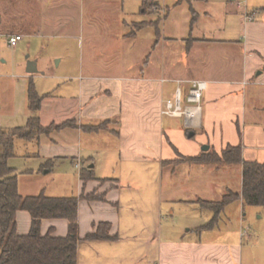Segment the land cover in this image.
<instances>
[{
  "label": "crops",
  "instance_id": "obj_1",
  "mask_svg": "<svg viewBox=\"0 0 264 264\" xmlns=\"http://www.w3.org/2000/svg\"><path fill=\"white\" fill-rule=\"evenodd\" d=\"M67 1L0 0V36L8 44L13 35H22L23 40L25 33L40 30H59L68 38L86 34L91 40L86 52L88 65L82 61L74 73L53 77L59 80L56 91H38L45 96L38 112L43 126H60L71 120L75 125L53 130L43 135L39 143L16 141L15 156L8 163L19 175V193L23 196L45 193L53 197L94 193L104 197L79 201V235L84 238L95 231V224L110 222L111 234L119 239L83 240L78 248V264H133L135 257L144 254L148 258L151 255V264H239L234 229L231 232L219 223L214 228L202 229L208 214L204 213V219L197 218L198 200H210L207 195H216L218 183L226 186L228 175L235 173L236 165L191 163L181 156H199L207 152L202 150L204 145L218 153L229 145H241L243 159L264 162V15L256 12L250 19L247 17L250 13L245 10L236 24L234 18L228 23L212 7L200 14L193 9L192 1L180 0L174 8L188 7L191 14L182 24L174 16L171 27L170 7L161 0H142L144 15L132 22L141 29H157L156 37L143 38L148 45L141 50L140 73L117 75L110 74L112 66L103 61L98 66L97 48L102 46L104 38H135L133 32L123 30L128 24L124 13L127 0H70L72 11L64 16L61 9ZM203 1L207 5H226L235 14L236 0ZM153 4L165 8L167 16L164 13L165 18H159L160 13L151 10ZM263 8L256 10L264 12ZM119 11L123 12L122 16L118 15ZM160 23L162 31L158 27ZM181 25L185 35H180ZM228 29L232 31L230 36ZM176 44H180L182 51L179 52ZM193 79L208 82L199 116L191 122L183 117L167 116L170 120H166L161 114L165 101L174 98L179 86L186 96L190 89L188 80ZM27 89L25 81H21L4 96L0 83V128L27 125L33 114L28 106ZM172 119H182L181 124ZM103 122L108 123L106 128H85ZM195 137L200 140L192 141ZM19 142L21 150L16 149ZM14 158L31 163L20 169L11 162ZM47 160L52 163L43 168ZM188 165L195 167L191 170L196 172L194 176L186 174V169L180 170ZM160 166L169 168V205L195 209L182 212L183 228L175 220L181 211L171 207L167 227L161 232L160 214L148 200L150 196L146 200L143 196L139 198V186L147 179L146 172ZM85 167L96 179L82 180L81 170ZM236 167L240 170L242 187V170ZM125 173L129 177L126 184ZM218 174L227 177L220 180L214 177ZM230 189L226 186L225 193ZM31 227V214L18 211V233L28 234ZM50 229L56 236H66L69 222L43 219L41 233L46 234Z\"/></svg>",
  "mask_w": 264,
  "mask_h": 264
},
{
  "label": "rangeland",
  "instance_id": "obj_2",
  "mask_svg": "<svg viewBox=\"0 0 264 264\" xmlns=\"http://www.w3.org/2000/svg\"><path fill=\"white\" fill-rule=\"evenodd\" d=\"M18 1L22 2L23 0ZM179 1L180 0H161L162 3H165V5L171 9V17L169 22L172 21L175 16L178 20V23L182 24L185 21L184 18L188 16V14H191L188 11V7H179L178 9L174 8ZM181 1L184 2L187 0ZM188 1H192L193 9H195L200 14H204L206 9H210V7H212L213 11H219L215 13L221 14L223 19H228V23L233 21L232 18H234L236 24V21L239 17L241 18V15L245 12V10L250 14H256L257 12L261 13L259 14L261 16L264 15V12L256 10L258 7H264V0H236L235 14L231 12L230 7L226 8V5L219 7V5L217 4L216 6L215 3H210L207 5L203 0ZM141 2L142 0H127L124 2V13L126 14L128 24L124 25L123 30L125 33L133 32L136 35L135 38H133V40H123L122 38L116 40L111 37L107 39L104 38V43L102 46L97 48L98 56L96 57L97 59H100L97 62L98 66H102V61L107 63V65H111L113 69H111L109 72L110 74L135 75L140 73L139 67L141 65L142 58L141 50L143 46L145 47L148 45L147 41L143 40V38L147 35L149 37H154L157 33V29H152L151 27L141 29L137 23L132 22L139 21L142 15H144V13L141 12ZM238 3L240 7H238ZM39 7V4H37L38 9ZM44 8L49 10V8L46 6H44ZM151 10L153 12H159V18H165V8L153 4L151 6ZM61 11L64 13V16H68L71 13L72 3L70 0L64 2V7L61 9ZM118 15L122 16L123 12L119 11ZM183 25H181L182 30L180 31L182 32L180 35H185V31H183ZM170 26L173 27L174 24L171 23ZM158 27L160 28L159 30H163V25H161V23ZM236 29L237 28H235V33ZM195 32L198 33V31ZM231 33L232 31L228 29L227 35L230 36ZM65 35L66 34L64 32H60L59 30H56L55 32L40 30L31 34L25 33L24 39L21 40L16 46H11L8 44V40L5 37L0 36V83L3 85V95L6 96L7 94H10L9 89H12V86L15 89V86H18L19 82L21 81H25L26 88H28L29 82L33 81L37 91H56L59 80L54 79L53 77L61 75L62 73H74L82 61L85 65H88L90 59L86 52L88 49L87 45L91 40L86 34L82 35L80 38H68ZM139 43L142 44L140 47ZM175 47L178 49L180 44H176ZM180 51H182V47L179 48V52ZM145 53L148 54V51ZM176 58L179 60L180 56L176 54ZM30 62H34L37 66V72L34 73V75L27 72V67ZM6 74L9 75V77ZM11 74H14V77H11ZM52 93L55 94V92ZM165 119L170 120V118L167 116H165ZM181 120L182 119H178L179 124H181ZM191 140L199 141L200 138L195 137ZM19 144L20 142L16 146L17 150H21L22 148ZM11 162L20 167V169L28 166L31 163L24 158H14L11 159ZM192 168L195 167L188 165L187 167H181L180 170L186 169V174L191 173V175L194 176V173L196 172L192 173ZM168 170L169 168L163 169V167L160 166L157 169L152 168L149 170V172H146L145 176H147V179L141 184L142 187L139 186L138 191V195H140L139 198L143 196L145 198L144 200H146L147 196H150V198L148 197V200L153 202L154 209L157 211L158 215L160 214L158 225L161 224V232H163L167 227L166 218L168 219L167 215L169 208L174 207L177 212L181 211V213H178L175 216V220L178 222L181 228H183V220L181 219L183 216L182 212H189L191 209L195 210L192 207L185 205H169V202L167 201ZM228 176L232 181L229 180L226 186L230 187L234 191H240L241 176L239 168L235 166V173H232ZM214 177L222 180L223 178L227 177V175L218 174L214 175ZM128 178V174L125 173L123 182L124 184H126ZM226 186H223V182L218 183L216 192L217 194H209L207 195V199L220 200L222 195L225 193L224 189L226 190ZM223 187L224 189H222ZM138 202L139 200H136L135 207L137 213L140 215V204ZM199 209L200 213L197 218L204 219V213H206L208 214V223L213 216V212L211 210L203 209L201 206ZM219 226L224 228L226 227L229 230L231 228L234 229L235 244L238 247L239 253V264H264V206L245 204L242 199L236 200L229 204L222 213L219 220ZM121 236L122 234H120V237ZM150 257L151 255H149L148 258L145 256V254L138 256V258L135 257L133 264H151Z\"/></svg>",
  "mask_w": 264,
  "mask_h": 264
},
{
  "label": "trees",
  "instance_id": "obj_3",
  "mask_svg": "<svg viewBox=\"0 0 264 264\" xmlns=\"http://www.w3.org/2000/svg\"><path fill=\"white\" fill-rule=\"evenodd\" d=\"M264 11V8L262 9ZM28 106L32 111L25 127L0 128V264H78V248L83 240L115 241L118 235L111 234L110 222L95 224V231L84 238L79 235L78 205L81 199L103 200V196L94 193L88 195H71L63 197L48 196L45 193L23 196L19 193L18 173L10 167L8 160L15 156L18 139L40 142L43 135L53 130L73 127L74 121L63 125H42L38 112L42 108L45 96L40 95L33 81L27 89ZM103 122L86 129H103ZM191 163L236 165L242 170V187L240 191L227 190L220 200H198L203 209L211 210L213 218L202 229H211L218 225L222 213L232 202L242 199L245 204L264 206V162L247 161L242 156V146H227L222 152L208 150L196 157H184ZM52 160H47L42 167H47ZM81 178L87 182L96 179L88 168L81 170ZM28 211L32 216V227L28 234L21 235L17 230V212ZM43 219H66L69 231L66 236L54 235L50 229L41 233Z\"/></svg>",
  "mask_w": 264,
  "mask_h": 264
},
{
  "label": "built area",
  "instance_id": "obj_4",
  "mask_svg": "<svg viewBox=\"0 0 264 264\" xmlns=\"http://www.w3.org/2000/svg\"><path fill=\"white\" fill-rule=\"evenodd\" d=\"M247 17L252 19V14H247ZM22 35H13L9 38V44L16 46L22 40ZM180 84L181 80H177ZM190 89L184 96L181 87L179 86L174 98L165 101L161 114L170 117H183L186 121L195 120L200 113L201 103L204 92L207 90L208 82L206 80L193 79L188 80Z\"/></svg>",
  "mask_w": 264,
  "mask_h": 264
},
{
  "label": "water",
  "instance_id": "obj_5",
  "mask_svg": "<svg viewBox=\"0 0 264 264\" xmlns=\"http://www.w3.org/2000/svg\"><path fill=\"white\" fill-rule=\"evenodd\" d=\"M27 72L30 73V74H34V73L37 72V66H36V64H35L34 62H30V63L28 64ZM190 135H193V134H190ZM209 148H210L209 145H204V146L202 147V150H203V151H208Z\"/></svg>",
  "mask_w": 264,
  "mask_h": 264
}]
</instances>
